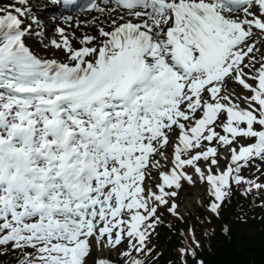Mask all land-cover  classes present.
<instances>
[{
    "label": "snow or ice",
    "instance_id": "1",
    "mask_svg": "<svg viewBox=\"0 0 264 264\" xmlns=\"http://www.w3.org/2000/svg\"><path fill=\"white\" fill-rule=\"evenodd\" d=\"M198 182L217 218L241 187L264 194V0L0 6V256L145 264Z\"/></svg>",
    "mask_w": 264,
    "mask_h": 264
},
{
    "label": "trees",
    "instance_id": "2",
    "mask_svg": "<svg viewBox=\"0 0 264 264\" xmlns=\"http://www.w3.org/2000/svg\"><path fill=\"white\" fill-rule=\"evenodd\" d=\"M239 190L233 192L219 218L207 211L205 191L203 205L187 211L183 220L165 213L151 241L154 251L143 258L145 264H264V194L243 196V187ZM225 224L227 235L221 230ZM181 227L187 232L190 228L201 238L200 247H194L195 256L181 255L184 240L177 233ZM0 264H16L15 254L0 256ZM115 264H124L123 259Z\"/></svg>",
    "mask_w": 264,
    "mask_h": 264
},
{
    "label": "rangeland",
    "instance_id": "3",
    "mask_svg": "<svg viewBox=\"0 0 264 264\" xmlns=\"http://www.w3.org/2000/svg\"><path fill=\"white\" fill-rule=\"evenodd\" d=\"M37 2L38 3H42L40 0H37ZM0 4H2V3L0 2ZM43 17H44L45 20H47L48 18L52 17V15L49 14V8L48 7L44 10ZM49 28L51 29V27H49V25H48L47 29H49ZM88 30L91 31V32H94L93 30H90V29H88ZM49 37H54L52 30H51V33H50ZM30 43L32 44L34 50L39 51L42 55L52 56V50L51 49L44 50L42 45L39 43V41L37 39H30ZM56 56L60 57L61 53L56 52ZM257 174L258 173H256L255 170L252 171V175H257ZM242 175H245V176L249 175V169L244 170L242 172ZM204 191H205L204 186L201 185L199 182L194 187L193 186H188V185L185 184L184 187L180 191V195H179L178 201H177L179 203V205H180L181 213L184 214L185 211L194 210V209H197L198 206H201L202 203H200L199 198L201 199L202 194H203ZM238 191H240V190H238ZM165 213H164L163 217L165 216ZM196 224H198V222H196ZM226 227H228L226 224L222 225V227H221V230L222 229L224 230L223 233L225 235H227L228 232H229V230H225ZM189 230H190V228H189ZM189 230L187 232L184 228L181 227V228H179V231L177 230V233L184 240L183 248H188L189 250H193L194 247H195V244H193V242H192V239H193L192 238V232L189 231ZM182 233H183V235H182ZM195 239L198 240L199 242L201 241V238L197 234H195ZM104 256H105V258L113 261L114 264H115L117 259L121 258V257L118 256L117 253H108L107 252L106 254H104ZM140 258L143 259L144 258L143 255H141Z\"/></svg>",
    "mask_w": 264,
    "mask_h": 264
},
{
    "label": "bare ground",
    "instance_id": "4",
    "mask_svg": "<svg viewBox=\"0 0 264 264\" xmlns=\"http://www.w3.org/2000/svg\"><path fill=\"white\" fill-rule=\"evenodd\" d=\"M39 4H42V3H39ZM43 4H46V3H43ZM47 7H50V12L52 11L53 12V10H55V9H57V7L56 6H54V5H48ZM53 16V15H52ZM42 18L44 19V17L42 16ZM51 29H49V31H50ZM107 253V251H105V253L104 254H106Z\"/></svg>",
    "mask_w": 264,
    "mask_h": 264
}]
</instances>
